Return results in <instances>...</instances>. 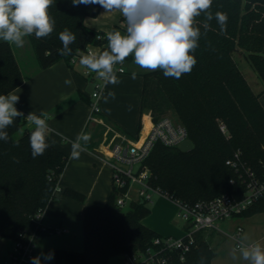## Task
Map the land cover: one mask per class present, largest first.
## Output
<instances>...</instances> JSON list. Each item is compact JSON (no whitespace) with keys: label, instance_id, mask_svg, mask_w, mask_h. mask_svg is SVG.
<instances>
[{"label":"trees","instance_id":"obj_1","mask_svg":"<svg viewBox=\"0 0 264 264\" xmlns=\"http://www.w3.org/2000/svg\"><path fill=\"white\" fill-rule=\"evenodd\" d=\"M243 5L248 13L241 14ZM102 9L99 5L73 6L72 0H54L49 9L56 21L54 31L41 39L29 36L40 68L60 61L72 66V58L87 52L90 46L107 50L106 33L85 25L86 18L97 17ZM210 10L213 15L217 11L226 14V26L221 32L214 18L205 33V16L195 18L194 26L200 28L201 37L193 53L197 63L190 73L179 79L166 78L160 70L141 75V115L148 113L157 122L173 108L194 143L189 152L157 143L145 162L151 171V183L172 199L190 204L223 194L236 198L244 195L240 174L226 164L236 152L258 176L264 177V91L262 96L253 91L231 57L236 47L244 49L264 83V0H213ZM64 28L77 37L69 45L72 53L68 56L58 51L63 47L59 33ZM23 81L12 46L1 42L0 94H8ZM220 119L228 135L222 133ZM33 129L18 117L6 129L8 140H0V240H17L20 232L35 228L33 219L53 200L67 164V156L53 147L48 137L50 146L44 154L32 157L29 136ZM85 147L94 149L92 138ZM65 194L78 202L85 201L76 191L67 189ZM119 194L113 189L104 207H85L83 251L55 250L53 264H110L115 256L145 251L161 237L143 223L151 213L149 205L138 201L124 212L116 203ZM262 208L264 197L241 216L252 217ZM214 257L210 245L198 233L185 260L173 254L170 264H212Z\"/></svg>","mask_w":264,"mask_h":264},{"label":"crops","instance_id":"obj_2","mask_svg":"<svg viewBox=\"0 0 264 264\" xmlns=\"http://www.w3.org/2000/svg\"><path fill=\"white\" fill-rule=\"evenodd\" d=\"M104 11L102 9L95 18H86L85 25L105 33L112 30L124 33L126 22L121 14L119 12L104 13ZM1 42L4 41L0 40ZM11 46L24 78L23 83L11 91L20 97L16 104L17 109L23 112L24 116L31 111L36 112L37 115L41 110L47 112L50 117L48 120L49 142L63 152L68 159L58 182V188L53 194V200L44 209L43 224L50 231L66 230L62 234L71 235L82 231L84 243L85 207H104L114 189L113 171L106 161L109 150L107 142H104V134L106 131H114L134 140H142L152 126L153 120L150 114L141 115L144 89V78L141 75L147 71L136 66L133 57L129 56L123 65L125 73H117L120 83L105 85L100 80L106 94L95 100L92 94L97 82L96 73L92 72L88 76V69L81 66L79 60L71 64L72 66L65 61H60L49 68L41 69L29 36L25 37L22 47ZM96 52L99 53L102 50L97 49ZM132 72L137 73L136 79L131 78ZM69 79L72 83L66 84L65 80ZM110 92L115 93L114 99L108 95ZM92 102L98 104L99 114L94 115ZM27 126L31 127L28 122ZM81 131L91 135L95 147L93 150L85 147L86 150L80 153L79 158H72L71 142L75 141L77 134ZM57 133L62 134L65 139L61 140V136ZM112 135L113 133H110V136ZM67 189L81 193L85 197L84 203L68 197L65 194ZM175 220H177L176 204L172 200L157 195L151 204V213L143 220V223L161 237H182L186 225L182 228L176 225ZM50 234L56 233H48L40 239L37 254L39 247ZM14 245L13 239L0 240V264L9 259ZM36 263L45 264L38 260Z\"/></svg>","mask_w":264,"mask_h":264},{"label":"clouds","instance_id":"obj_3","mask_svg":"<svg viewBox=\"0 0 264 264\" xmlns=\"http://www.w3.org/2000/svg\"><path fill=\"white\" fill-rule=\"evenodd\" d=\"M53 3L54 0H0V40L22 47L25 37L33 34L37 39L50 36L56 24L49 14ZM212 3L213 0H72L73 6L99 5L105 10L104 13L119 12L126 22L124 33L112 30L105 34L107 50L81 53L79 64L96 73L105 85L120 83L117 71L123 73L124 68L117 69L116 66L123 65L129 56L144 71L160 70L166 78L179 79L183 74L190 73L197 63L193 53L199 46L201 31L194 26L195 18L201 14L205 16V33L210 27L209 22L214 18L220 25L221 32L225 29L227 15L219 11L213 15L210 10ZM76 39L74 33L64 28L59 33V40L63 45L58 50L59 54L71 55L69 45ZM131 78L136 79L137 73L132 72ZM65 83L71 84L72 81L65 80ZM108 95L115 98L114 92ZM19 99V95L12 92L0 94V140L7 141L6 129L18 117L24 118L34 126L29 143L31 155L35 159L43 155L50 146L47 140L50 117L43 110L39 115L31 111L25 117L16 107ZM57 135L61 136V140L65 139L62 134ZM90 139L91 135L83 131L77 134L75 141L71 142L72 158H79ZM247 239L246 236L240 238L233 255L238 251L240 257L249 264H264V246L259 241L248 243Z\"/></svg>","mask_w":264,"mask_h":264},{"label":"built area","instance_id":"obj_4","mask_svg":"<svg viewBox=\"0 0 264 264\" xmlns=\"http://www.w3.org/2000/svg\"><path fill=\"white\" fill-rule=\"evenodd\" d=\"M97 49L102 50V47L90 46L87 52H96ZM87 52L83 54H87ZM80 55L73 57L71 63L75 64L80 59ZM123 65H117L116 68H124ZM125 71L124 68L123 73ZM117 73L120 72L117 71ZM91 74L92 72L88 70L87 75L90 76ZM100 80L97 77L95 90L92 94V98L95 100L106 94ZM92 108L94 115L100 113V108L96 102H92ZM28 125L33 126L29 123ZM220 129L222 133L228 135L225 124L221 123ZM110 133L113 135L110 136ZM188 139L190 138L187 128L168 117L153 122L149 133L142 140H134L114 131H106L104 134V142H107L109 150L106 161L113 171L114 189L120 192L116 200L118 208L124 209L138 201L151 205L154 197L158 195L172 200L177 207V217L186 223L185 233L182 237H158L145 251L123 254L119 264H170L173 254H178L180 260L184 261L186 255L195 246L198 233L206 229H215L226 235L216 225V222L240 217L254 203L264 197V177L258 176L242 161L240 152H236L233 157L226 161V164L240 174L239 179L245 187L244 195L241 198L223 194L211 200H202L190 204L174 200L161 189L154 187L151 183V171L145 162L155 145L162 143L166 147L179 148V145ZM137 165H140V168L135 172ZM43 218L44 210H40L33 219L35 228L19 233V238L15 240L9 259L3 264H37L34 258H36L40 239L48 233L62 234L66 232L64 229L50 231L43 224ZM243 232V228L239 226L230 235L236 244V248L240 238L243 237Z\"/></svg>","mask_w":264,"mask_h":264},{"label":"rangeland","instance_id":"obj_5","mask_svg":"<svg viewBox=\"0 0 264 264\" xmlns=\"http://www.w3.org/2000/svg\"><path fill=\"white\" fill-rule=\"evenodd\" d=\"M248 12L249 11H246L243 5L241 14ZM231 57L236 67L245 75L248 83L252 86L253 91H255L256 94L261 93L262 96V91H264V83L249 62L247 53L244 51V49L236 47L231 53ZM171 91L172 90L169 91V95H171ZM164 117H168L177 123L183 124L181 121H179L173 108L167 111ZM219 123H223V121L220 119ZM149 207L151 208V205H149ZM128 209L129 206L125 207L123 211L127 212ZM175 223L182 228L186 225V223L179 217H177ZM216 225L226 235L215 229H206L199 233L208 242L215 254L212 264H249L248 261H244L240 257L238 251L235 253V256L233 255V250L236 248V244L230 235H232L239 226L244 230L243 236L248 238L246 242L251 243L259 241L261 245L264 246V208H262L258 214L252 217L240 216L226 221H218L216 222ZM56 249L83 251L84 243L82 231L73 233L71 235L50 234L45 238L44 242L39 247L38 254L36 253V258H38L37 260L43 261L45 264L52 263V252ZM121 260L122 255L115 256L110 259V264H119Z\"/></svg>","mask_w":264,"mask_h":264},{"label":"water","instance_id":"obj_6","mask_svg":"<svg viewBox=\"0 0 264 264\" xmlns=\"http://www.w3.org/2000/svg\"><path fill=\"white\" fill-rule=\"evenodd\" d=\"M194 148V143L191 139H188L184 142H182L180 145H179V149L182 151V152H189L191 151L192 149ZM140 168V165H137L135 167V172Z\"/></svg>","mask_w":264,"mask_h":264}]
</instances>
